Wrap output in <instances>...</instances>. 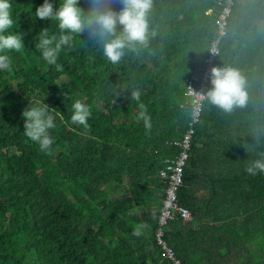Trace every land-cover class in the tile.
Listing matches in <instances>:
<instances>
[{
	"label": "trees",
	"instance_id": "trees-1",
	"mask_svg": "<svg viewBox=\"0 0 264 264\" xmlns=\"http://www.w3.org/2000/svg\"><path fill=\"white\" fill-rule=\"evenodd\" d=\"M9 2V32L24 48L8 51L0 71V264H171L155 237L167 186L159 170L189 128L185 81L216 40L225 0H154L150 50L115 65L90 30L48 64L35 38L60 31L35 16L45 0ZM49 2L56 10L62 0ZM228 29L219 61L247 76L249 101L230 115L204 105L177 192L192 219L164 228L181 264H264V173L245 171L264 153V0H235ZM77 99L91 110L88 131L71 122ZM43 100L56 110L50 152L23 135L22 112ZM138 224L147 225L139 237Z\"/></svg>",
	"mask_w": 264,
	"mask_h": 264
},
{
	"label": "clouds",
	"instance_id": "clouds-1",
	"mask_svg": "<svg viewBox=\"0 0 264 264\" xmlns=\"http://www.w3.org/2000/svg\"><path fill=\"white\" fill-rule=\"evenodd\" d=\"M115 0H87L90 5L87 13L78 4L80 0H62L58 9L45 0L35 12L41 21L55 20L58 22L59 36L50 35L49 30L42 29L35 38L36 50L50 65L57 63L62 49L70 47L74 39L73 34L79 36L86 30L90 37L96 40V46L102 49L103 56L112 64L119 63L127 53L139 56L143 50H150L151 41L156 38L157 31L152 27L150 16L154 7V0H120L122 10L116 12L111 5ZM11 4L9 0H0V71H7L11 66L8 51H19L24 48L22 35L9 32L13 26L11 18ZM210 83L212 87L206 93H199L186 87V97L192 98L190 103L213 106L226 115L236 109L247 107L249 101L248 78L238 68L224 65L222 68L211 69ZM134 100L140 101L141 91L137 88L131 92ZM45 100V99H44ZM44 100L29 106L22 112L24 120L23 135L39 145L41 152H50L55 143L50 130L56 127L55 109L49 108ZM138 120H143L146 130L151 129V117L147 115V108L139 103ZM91 116L89 106L80 99L72 104L71 122L82 126L85 131L90 130L88 119ZM262 158L251 161L245 171L250 176L264 173V153ZM146 224H138L133 230L134 236H141Z\"/></svg>",
	"mask_w": 264,
	"mask_h": 264
},
{
	"label": "built area",
	"instance_id": "built-area-1",
	"mask_svg": "<svg viewBox=\"0 0 264 264\" xmlns=\"http://www.w3.org/2000/svg\"><path fill=\"white\" fill-rule=\"evenodd\" d=\"M235 0H225L224 7L216 21L217 37L212 42L209 53L204 59L203 65L197 68L185 81L186 87H190L199 93H206L209 90L211 69L213 67L222 68L224 63L219 61L221 52V42L228 35L229 19L233 11ZM187 97V104L190 106V123L189 128L185 130L178 140H171L169 144L178 149L173 158L167 159L162 169L159 170V178L166 184L162 207L158 216V227L155 231L156 242L164 252L165 258L171 264H181L175 256L173 250L164 240V228L171 221H191L192 215L189 210L179 204L177 192L182 183L183 169L189 156V150L192 146V140L196 133V128L200 124L204 106L192 104Z\"/></svg>",
	"mask_w": 264,
	"mask_h": 264
}]
</instances>
